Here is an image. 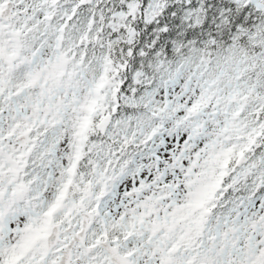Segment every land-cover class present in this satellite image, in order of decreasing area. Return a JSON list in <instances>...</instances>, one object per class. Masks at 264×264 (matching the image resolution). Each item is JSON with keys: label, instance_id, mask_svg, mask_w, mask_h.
Instances as JSON below:
<instances>
[{"label": "snow or ice", "instance_id": "6c2138e0", "mask_svg": "<svg viewBox=\"0 0 264 264\" xmlns=\"http://www.w3.org/2000/svg\"><path fill=\"white\" fill-rule=\"evenodd\" d=\"M0 264H264V0H0Z\"/></svg>", "mask_w": 264, "mask_h": 264}]
</instances>
